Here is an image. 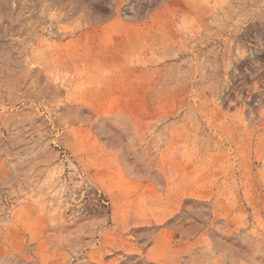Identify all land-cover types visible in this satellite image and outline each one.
I'll list each match as a JSON object with an SVG mask.
<instances>
[{
    "label": "rangeland",
    "instance_id": "1",
    "mask_svg": "<svg viewBox=\"0 0 264 264\" xmlns=\"http://www.w3.org/2000/svg\"><path fill=\"white\" fill-rule=\"evenodd\" d=\"M0 264H264V0H0Z\"/></svg>",
    "mask_w": 264,
    "mask_h": 264
}]
</instances>
